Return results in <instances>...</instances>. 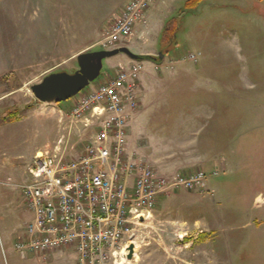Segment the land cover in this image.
<instances>
[{"label": "rangeland", "instance_id": "rangeland-1", "mask_svg": "<svg viewBox=\"0 0 264 264\" xmlns=\"http://www.w3.org/2000/svg\"><path fill=\"white\" fill-rule=\"evenodd\" d=\"M21 1L0 0V264H75L71 251L42 255L16 249L30 217L20 187L31 182L27 166L35 151L58 145L80 152L94 130L72 120L68 108L134 62L141 71L131 136L140 129L161 135L170 144L167 151L177 154L181 148L171 140L190 139L195 155L209 154L214 163L200 170L205 174L202 192L178 190L158 198L145 214L150 218L126 242L133 252L138 247V260L133 254L124 258L130 264H264V0H199L189 7V0H164L152 11L156 0L140 25L149 28L148 36L139 38L134 30L121 47L145 59L118 54L103 60L94 82L55 105L38 102L30 91L35 84H24L37 70H19L24 65ZM115 17L93 22L91 35L77 38L80 54L103 51L100 42ZM172 18L175 44L165 47L160 37ZM51 26L43 22L44 57L53 41L47 37L54 32ZM69 65L53 72L78 70L76 59ZM194 113L198 123L181 129V121ZM130 145L135 159L160 173L187 175L163 172L139 158L137 148L145 145ZM150 153L161 159L165 150ZM116 256L121 264L122 256Z\"/></svg>", "mask_w": 264, "mask_h": 264}, {"label": "built area", "instance_id": "built-area-1", "mask_svg": "<svg viewBox=\"0 0 264 264\" xmlns=\"http://www.w3.org/2000/svg\"><path fill=\"white\" fill-rule=\"evenodd\" d=\"M155 1L128 0L109 23L102 50L128 43L135 28L145 25ZM140 71L138 62L119 68L68 108L72 120L84 121L85 128L94 130L80 152L75 153L73 146L71 153L65 152L56 145L31 157L27 166L31 182L20 187L30 218L17 239V250L42 255L71 251L77 264H117L116 255L129 248L127 240L159 197L178 190L203 191L201 171L160 173L128 151ZM57 112L62 117V111Z\"/></svg>", "mask_w": 264, "mask_h": 264}, {"label": "crops", "instance_id": "crops-1", "mask_svg": "<svg viewBox=\"0 0 264 264\" xmlns=\"http://www.w3.org/2000/svg\"><path fill=\"white\" fill-rule=\"evenodd\" d=\"M127 1L128 0H22L19 21L23 28L22 33L24 32L23 51L21 53V59L24 65L20 66L19 70L22 69L25 72L37 70L33 72L31 79L27 80L24 84H38L46 75L51 72L54 73L53 71L55 69L70 66L69 64L75 61L78 54L83 51L80 50L81 45L76 46L75 44L77 38L90 36L93 22H95V24L98 22L99 24L109 17H115L118 10L127 3ZM163 1L164 0H157L152 11L156 10ZM146 16L149 17L148 12ZM44 21L50 22L52 30L54 31L50 33L49 30L47 32V37L50 36L53 41L49 47L50 54L45 57L43 54L44 45L42 42V38L45 36L43 30ZM148 30V27L145 28V26L138 25L134 33L136 36L138 35L139 38L146 37L149 33ZM169 76L170 75H168V77ZM23 105L26 107L28 103L25 102ZM56 107H58V105H56ZM198 117L196 113L187 116L185 120L181 121V129L186 123L197 124ZM135 131H137L136 128ZM165 139L167 138L161 135H149L146 131L141 129L138 132H132L131 136V129H129L128 149H131L130 144H132V146L136 145V147L138 143L142 144V146L145 145L146 147L137 148L139 158L142 157L141 159H146L148 163H152L154 167H162L163 172L180 170L189 173L194 170L200 171L203 167H213L214 161L209 154L200 153L195 155V150L194 147H192L193 144H191L190 139L181 137L171 140L175 148L176 146L181 148L179 154L175 151H167L170 144H168ZM163 149L165 150V155H162L161 159H156L154 155L150 153L152 151L158 153V151ZM147 151H149V153H147ZM130 153H132L131 150ZM216 162L217 161H215V163ZM181 192H183V194L188 193L184 190ZM72 255L75 264H77L75 255L73 253Z\"/></svg>", "mask_w": 264, "mask_h": 264}, {"label": "water", "instance_id": "water-1", "mask_svg": "<svg viewBox=\"0 0 264 264\" xmlns=\"http://www.w3.org/2000/svg\"><path fill=\"white\" fill-rule=\"evenodd\" d=\"M123 54L129 58L134 55L127 48L112 51L82 53L76 57L78 70L73 74L65 72L52 73L45 76L38 84L32 85L30 91L41 104H60L65 102L94 82L102 69V61ZM163 58L162 55L159 56ZM128 259L132 258L133 245L128 248Z\"/></svg>", "mask_w": 264, "mask_h": 264}, {"label": "trees", "instance_id": "trees-1", "mask_svg": "<svg viewBox=\"0 0 264 264\" xmlns=\"http://www.w3.org/2000/svg\"><path fill=\"white\" fill-rule=\"evenodd\" d=\"M199 0H189L186 3V7H189L190 5H192V3L197 2ZM175 18H172L171 20H169L168 22L165 23V26L163 27L162 33H161V37H160V41L162 43V45H164L165 47H169L175 44V37H176V32H177V26L175 24ZM133 58L139 60V59H145L141 56H133ZM148 59V58H147Z\"/></svg>", "mask_w": 264, "mask_h": 264}, {"label": "bare ground", "instance_id": "bare-ground-1", "mask_svg": "<svg viewBox=\"0 0 264 264\" xmlns=\"http://www.w3.org/2000/svg\"><path fill=\"white\" fill-rule=\"evenodd\" d=\"M145 218H146V219H147V218H150V215H147V216L145 215ZM126 248H128V247H125L124 249H126ZM137 248H138L137 246L134 248L135 250H134V252H133V261H137V260H138V258H137V254H136V252H137L136 249H137ZM124 249H123V253H121V256H123L122 259H121V260H122V263H123V262L126 263L127 261H129V260H126V259L124 258V255H126ZM130 262H132V261H130ZM130 262H127V263L130 264ZM122 263H121V264H122ZM123 264H124V263H123Z\"/></svg>", "mask_w": 264, "mask_h": 264}]
</instances>
